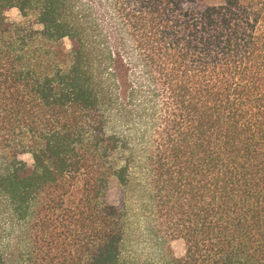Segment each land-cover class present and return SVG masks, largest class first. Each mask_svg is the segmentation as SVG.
Wrapping results in <instances>:
<instances>
[{
  "label": "trees",
  "instance_id": "16d2710c",
  "mask_svg": "<svg viewBox=\"0 0 264 264\" xmlns=\"http://www.w3.org/2000/svg\"><path fill=\"white\" fill-rule=\"evenodd\" d=\"M0 264H264V0H0Z\"/></svg>",
  "mask_w": 264,
  "mask_h": 264
},
{
  "label": "rangeland",
  "instance_id": "374dc122",
  "mask_svg": "<svg viewBox=\"0 0 264 264\" xmlns=\"http://www.w3.org/2000/svg\"><path fill=\"white\" fill-rule=\"evenodd\" d=\"M221 0H198V6H206L211 5L214 3H218ZM6 17L8 20L12 23H20L22 22V18L20 17L17 10L12 9L6 12ZM31 24H34V20L30 19ZM34 29H40L39 26L35 25ZM65 49L69 50L70 46L67 41H64ZM21 159L29 166L31 165V158L28 155H23ZM122 199V192L117 186V184L114 181H111L109 184V187L106 191L104 200L107 204H114L118 205L121 203ZM170 247L176 257H182L184 255V245L181 241H174L170 243ZM141 243L139 242L137 245V249L140 250Z\"/></svg>",
  "mask_w": 264,
  "mask_h": 264
}]
</instances>
